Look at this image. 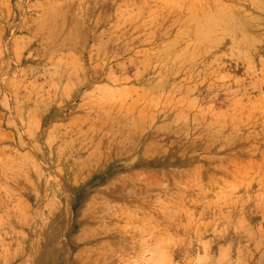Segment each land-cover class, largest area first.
Returning <instances> with one entry per match:
<instances>
[{
	"label": "rangeland",
	"instance_id": "obj_1",
	"mask_svg": "<svg viewBox=\"0 0 264 264\" xmlns=\"http://www.w3.org/2000/svg\"><path fill=\"white\" fill-rule=\"evenodd\" d=\"M264 264V0H0V264Z\"/></svg>",
	"mask_w": 264,
	"mask_h": 264
},
{
	"label": "clouds",
	"instance_id": "obj_2",
	"mask_svg": "<svg viewBox=\"0 0 264 264\" xmlns=\"http://www.w3.org/2000/svg\"><path fill=\"white\" fill-rule=\"evenodd\" d=\"M155 257H156V253H152L149 261L147 262V264H152V262H153ZM197 261H198V264H202L200 258H197ZM160 264H163L162 258H161Z\"/></svg>",
	"mask_w": 264,
	"mask_h": 264
}]
</instances>
